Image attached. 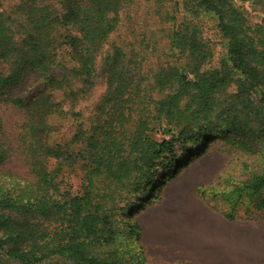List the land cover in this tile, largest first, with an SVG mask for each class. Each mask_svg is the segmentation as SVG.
I'll return each instance as SVG.
<instances>
[{"label": "trees", "instance_id": "16d2710c", "mask_svg": "<svg viewBox=\"0 0 264 264\" xmlns=\"http://www.w3.org/2000/svg\"><path fill=\"white\" fill-rule=\"evenodd\" d=\"M3 3L0 108L21 117L11 138L0 115V264H149L135 207L215 141L239 153L235 200L264 209V0ZM67 117L64 142L53 121Z\"/></svg>", "mask_w": 264, "mask_h": 264}, {"label": "rangeland", "instance_id": "374dc122", "mask_svg": "<svg viewBox=\"0 0 264 264\" xmlns=\"http://www.w3.org/2000/svg\"><path fill=\"white\" fill-rule=\"evenodd\" d=\"M6 2L7 3H3L4 7H2V9L5 7L6 9H10L9 7L15 4L12 3L13 0H6ZM249 12V18L251 21L257 22L261 19L259 13L251 12V10H249ZM139 19L141 21V18ZM138 25L141 26V23ZM120 30L125 33L126 28H121ZM203 30L204 37L211 43L213 48V58L207 68H217L224 55L223 39L215 27L214 21L204 19ZM3 67L4 65L0 61V70ZM104 89L105 86L102 83V80H98L93 91L87 94V99L80 103L79 106H89L91 102H94L100 94L103 93ZM0 115L3 119L5 128H7V133L13 138L17 133L16 126L21 117L20 114L9 108L2 107L0 108ZM53 122L56 126L55 138L64 142L70 141L77 129V124L73 119L70 117L59 118ZM238 155L239 153L235 151L234 146L222 141L212 142L204 154L189 155L185 157V160L191 159V162L187 163L186 166L181 165L184 162H180L176 167L178 172L177 175L174 178H169L165 186L170 185L173 182L178 184L179 181H181V186H185V188L188 189L185 196L187 197L186 200L189 199V203L196 200L194 195H198L199 201L203 202L196 191L198 187L202 186L207 191L205 198L210 196L207 199L208 202H210V206L205 205L209 208H215L213 211L222 217H224L223 214L231 212L232 207H234L233 217L235 218V232H238L242 241L244 237L250 241H254L253 245L251 244L249 246L252 248L249 251V260L251 261L249 264H263L264 209L257 211L252 208L248 202L235 200V193L231 192L233 191V187H235L233 186L235 185V175L240 173L239 168L241 167L238 165H241L242 163L241 160L238 159ZM14 165L19 166V163H15ZM63 171L66 182L69 185H72L74 189L78 188L81 184V178L83 175L82 171L79 170V167H74V169H64ZM176 183L173 186L177 185ZM162 190L159 192L157 189L152 196L148 195L144 199L143 206L152 201L157 202L158 200H161L162 197H160V195L163 192ZM166 198L168 199L169 197L167 196ZM235 203H237L236 207ZM143 206L135 207V214H137V216L142 211ZM245 231L248 235L246 234L243 237ZM254 244L256 246H254ZM144 246L147 250L146 253L149 264H184L183 261L175 260V257L178 256L177 253H172L170 258L167 257L169 254L167 255V250L160 241L149 244L144 243ZM258 248H260V250ZM253 249L255 250L256 255L254 254Z\"/></svg>", "mask_w": 264, "mask_h": 264}, {"label": "crops", "instance_id": "0c3cea01", "mask_svg": "<svg viewBox=\"0 0 264 264\" xmlns=\"http://www.w3.org/2000/svg\"><path fill=\"white\" fill-rule=\"evenodd\" d=\"M175 183L165 186L161 200L145 206L136 217L143 245L160 241L167 257L177 253L175 260L184 264H249V246L254 241L244 237L247 232L242 241L235 232L234 220L220 216L199 201L198 195L189 203L185 196L188 189L181 186V181L173 186Z\"/></svg>", "mask_w": 264, "mask_h": 264}]
</instances>
